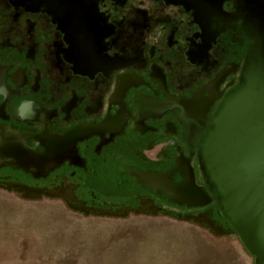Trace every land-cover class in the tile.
Here are the masks:
<instances>
[{
  "label": "flooded vegetation",
  "instance_id": "obj_1",
  "mask_svg": "<svg viewBox=\"0 0 264 264\" xmlns=\"http://www.w3.org/2000/svg\"><path fill=\"white\" fill-rule=\"evenodd\" d=\"M60 7L0 0V135L15 161L22 141L16 134L40 155L54 147L50 156H61L39 177L34 166H0V186L30 193L73 187L96 197L94 208L113 206L100 197L118 193L196 208L168 201L128 172L186 163L209 204L216 202L199 151L224 97L242 84L264 0H197L189 8L87 0L84 16ZM193 97L208 105L203 126L188 138L184 110L174 101ZM171 175L178 184L180 173Z\"/></svg>",
  "mask_w": 264,
  "mask_h": 264
},
{
  "label": "rangeland",
  "instance_id": "obj_2",
  "mask_svg": "<svg viewBox=\"0 0 264 264\" xmlns=\"http://www.w3.org/2000/svg\"><path fill=\"white\" fill-rule=\"evenodd\" d=\"M36 183L34 182V185ZM47 185L38 181L37 185ZM30 193L0 186V264H254L214 201L177 207L118 193L94 208L73 187Z\"/></svg>",
  "mask_w": 264,
  "mask_h": 264
},
{
  "label": "water",
  "instance_id": "obj_3",
  "mask_svg": "<svg viewBox=\"0 0 264 264\" xmlns=\"http://www.w3.org/2000/svg\"><path fill=\"white\" fill-rule=\"evenodd\" d=\"M87 0H40L48 6L56 2L62 12L71 11L82 16V4ZM189 8L197 0H164ZM81 5L78 7V5ZM49 8V7H48ZM85 10V8H83ZM88 17V14H87ZM242 84L224 97L211 120V128L199 151V168L207 182L217 191L216 203L223 216L234 226L242 246L255 257L254 264H264V22L252 35V43L241 70ZM182 106L183 119L188 123V138L204 124L208 103L196 97L176 100ZM198 105H201L199 110ZM16 133L12 136L15 137ZM21 160L15 161L10 146L0 135V166L10 165L24 171L34 166V177L44 176L60 162L61 156L36 153L27 145L25 135L16 134ZM62 136L60 139H62ZM20 140V139H18ZM73 155V151H70ZM178 171V184L172 172ZM144 188L154 190L176 205L200 207L211 198L196 186L193 173L186 163L176 164L170 171L155 172L128 169Z\"/></svg>",
  "mask_w": 264,
  "mask_h": 264
},
{
  "label": "trees",
  "instance_id": "obj_4",
  "mask_svg": "<svg viewBox=\"0 0 264 264\" xmlns=\"http://www.w3.org/2000/svg\"><path fill=\"white\" fill-rule=\"evenodd\" d=\"M227 218V217H226ZM227 220H228V218H227ZM230 222V221H229ZM231 223V222H230ZM233 226V225H232ZM234 227V226H233Z\"/></svg>",
  "mask_w": 264,
  "mask_h": 264
}]
</instances>
